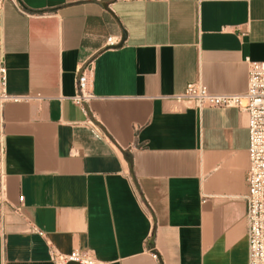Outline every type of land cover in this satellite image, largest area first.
I'll return each instance as SVG.
<instances>
[{
	"label": "crops",
	"instance_id": "1",
	"mask_svg": "<svg viewBox=\"0 0 264 264\" xmlns=\"http://www.w3.org/2000/svg\"><path fill=\"white\" fill-rule=\"evenodd\" d=\"M247 59L264 61V0H3L7 91L40 97L4 106L7 200L23 202L0 264H53L51 248L248 264L247 113L169 98L193 82L242 94ZM86 65L94 97L79 105Z\"/></svg>",
	"mask_w": 264,
	"mask_h": 264
},
{
	"label": "built area",
	"instance_id": "2",
	"mask_svg": "<svg viewBox=\"0 0 264 264\" xmlns=\"http://www.w3.org/2000/svg\"><path fill=\"white\" fill-rule=\"evenodd\" d=\"M15 2V0H12ZM3 0H0V6ZM19 11H23L17 6ZM108 44L115 43L111 38ZM248 79L246 91L238 93H214L200 82L187 84L185 88L169 96L175 102L202 109L206 107H235L247 113L248 129V158L249 167L246 175L247 192L246 202V236L248 242V264H264V61L247 59ZM91 66L78 68L76 92L71 100L76 104H83L94 96L88 88V75ZM7 70L0 63V230L9 211L21 215L23 196H19V203L12 205L7 200L6 173L4 160L6 155L4 106L8 102L27 101L40 97L39 94H11L7 91ZM25 231L35 232L43 236L44 232L34 223L25 222ZM53 264H67L77 262L80 264H97L93 255L86 250L74 249L61 253L51 248Z\"/></svg>",
	"mask_w": 264,
	"mask_h": 264
},
{
	"label": "water",
	"instance_id": "3",
	"mask_svg": "<svg viewBox=\"0 0 264 264\" xmlns=\"http://www.w3.org/2000/svg\"><path fill=\"white\" fill-rule=\"evenodd\" d=\"M124 40V35L122 36V39H121V41H123ZM122 43V42H121ZM67 264H80V263H77V262H73V261H71V262H68Z\"/></svg>",
	"mask_w": 264,
	"mask_h": 264
}]
</instances>
